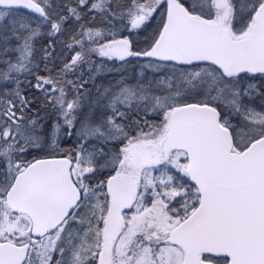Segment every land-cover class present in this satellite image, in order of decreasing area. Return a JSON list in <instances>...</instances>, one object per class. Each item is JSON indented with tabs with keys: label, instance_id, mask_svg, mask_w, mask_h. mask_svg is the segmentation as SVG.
<instances>
[{
	"label": "snow or ice",
	"instance_id": "obj_1",
	"mask_svg": "<svg viewBox=\"0 0 264 264\" xmlns=\"http://www.w3.org/2000/svg\"><path fill=\"white\" fill-rule=\"evenodd\" d=\"M0 264H264V0H0Z\"/></svg>",
	"mask_w": 264,
	"mask_h": 264
}]
</instances>
